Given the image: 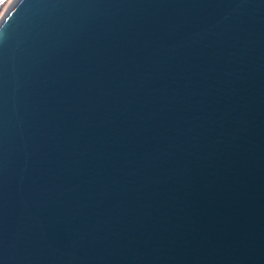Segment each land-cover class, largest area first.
I'll list each match as a JSON object with an SVG mask.
<instances>
[{
  "label": "water",
  "instance_id": "1",
  "mask_svg": "<svg viewBox=\"0 0 264 264\" xmlns=\"http://www.w3.org/2000/svg\"><path fill=\"white\" fill-rule=\"evenodd\" d=\"M0 264H264V0H12Z\"/></svg>",
  "mask_w": 264,
  "mask_h": 264
},
{
  "label": "rangeland",
  "instance_id": "2",
  "mask_svg": "<svg viewBox=\"0 0 264 264\" xmlns=\"http://www.w3.org/2000/svg\"><path fill=\"white\" fill-rule=\"evenodd\" d=\"M11 1L12 0H2L0 2V17L4 13V11L7 9V7L9 6V4L11 3Z\"/></svg>",
  "mask_w": 264,
  "mask_h": 264
},
{
  "label": "trees",
  "instance_id": "3",
  "mask_svg": "<svg viewBox=\"0 0 264 264\" xmlns=\"http://www.w3.org/2000/svg\"><path fill=\"white\" fill-rule=\"evenodd\" d=\"M2 0H0V2H1Z\"/></svg>",
  "mask_w": 264,
  "mask_h": 264
}]
</instances>
